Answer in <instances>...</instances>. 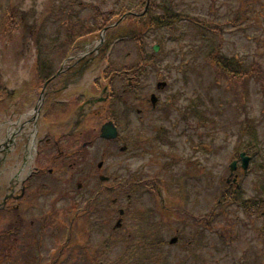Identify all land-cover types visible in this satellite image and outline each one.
I'll use <instances>...</instances> for the list:
<instances>
[{"label":"rangeland","instance_id":"obj_1","mask_svg":"<svg viewBox=\"0 0 264 264\" xmlns=\"http://www.w3.org/2000/svg\"><path fill=\"white\" fill-rule=\"evenodd\" d=\"M130 1L78 0L77 4L82 2L83 6L73 12V17L77 15L76 20H72L66 14L65 17L62 15L61 18H56V21L50 22L51 15L61 8L63 2L69 3L70 0H0V82L11 88L17 85L16 94L20 96L25 92V83H31L28 80L37 78L36 41L28 42V35L23 32V28L16 26L14 29L15 21H11V18H14L15 11L16 22L18 11L21 10L25 23L30 26L37 25L41 39L40 50L43 51L45 41L62 44L68 39L69 31L75 33L82 31L84 23L88 24L95 13L91 5H99L108 11L114 9L119 13L121 5L130 4ZM132 1L138 3L141 0ZM153 1L163 5L174 2L177 10L203 22L202 25H197L190 19L182 20L177 26L179 30L175 32L161 29L146 34L149 47L161 42L163 59L159 64V70L161 69L163 76L158 75L156 69L153 70L154 80L149 78L150 85L145 93L149 94L152 89L154 90L156 79L166 80L169 83L167 89L157 93L161 97V103L157 108L164 110L167 100L171 102L172 107L160 119H146L144 116V120L141 121L136 111L128 113L129 123L125 121L121 123L118 120L122 135L120 140L115 141L113 146L102 145L103 143L97 140L98 143L83 150H86V156L70 169L73 172L78 171L73 180L70 170L64 172L63 188L57 197L48 198L47 201H57L58 204L48 207V203H45V208L50 217L53 216V221L50 220L51 228L43 231L45 236L43 240L45 248L41 252L45 255L43 264H49V261L56 257L54 251L60 245L61 250L64 245L61 257L66 258L65 264H111L124 254H128V247L132 242L143 240L145 236H152L159 228L163 229L164 239H170L177 232L181 235L182 241H179L178 248L168 247L170 248L167 250L168 254L166 253L164 258H158L156 264L165 261L169 264H182L187 257L190 261L185 264H264V214H262L264 211L250 216V211L238 207V203L243 202L240 196L243 200L263 196L260 191L264 189L262 93L255 79L246 81L243 87L235 82V89L232 82L217 79L214 68L206 59L208 52L221 45L223 54L244 61L246 68L255 62L264 69V0ZM243 2L245 5L241 6ZM238 10L246 15L242 17ZM237 20L240 22L235 25ZM61 30L62 34H59ZM84 37V40L76 41L73 49L70 46L66 53L61 47V55H54V70L64 63L63 66L68 67L66 74L71 72L75 67V60L80 55L79 52L83 49L79 46L92 41L90 46L92 47L99 40L94 36L87 37V34ZM136 47L137 45L128 39L116 42L110 49L108 47L104 56L99 55L104 57V60L95 59L84 73L80 87L70 91L71 97L77 91L85 95L79 99L81 105L89 97L93 99L95 97L97 102L95 106H91L89 102L84 106L85 111L96 107V112L92 111L82 122L81 127L84 130L74 135L75 138L80 136L79 142L73 143L75 138L71 135L61 139V142L66 144V147L62 144L65 150L66 148L80 150L82 143L88 141L90 136L100 134V127L107 120L106 117L100 118L107 103L98 102L99 97L104 96L103 89L110 83L107 77L109 70L106 71V67L112 61L117 63L136 60ZM69 56H74L75 59H67ZM240 97L244 109L237 101ZM196 102L199 104L200 117H197L195 122L192 121V124L189 121L187 125L186 117L183 116L184 105ZM247 114L253 117L251 119L256 126L255 135L260 143L259 153L251 160L249 167L251 172L245 174L239 168L233 175L236 179L232 178L226 185L230 174L229 165L235 158L233 155L238 152L237 146L253 138L251 134L242 136L241 121ZM204 118L208 122V129L202 125ZM198 124L200 126L196 128ZM160 127L163 129L160 130ZM157 130L166 135L168 140L173 141V145L169 146L166 143L164 147H158L154 152L151 144L141 143L142 140L128 135V133L134 135L138 131L149 140ZM132 140L135 142L130 150L126 153L120 152L125 142L129 144ZM204 146L206 150L203 149ZM100 161L105 163L102 170L98 169ZM99 171L110 176L112 180L106 184L100 182ZM184 174L191 179L188 177L187 181L186 177L182 178ZM194 175L196 176L193 177ZM237 179V184H232ZM72 181L75 183L74 186ZM187 182L189 185L184 184ZM79 183L82 184L81 190L77 188ZM113 184L119 185L121 192L113 194L114 198L119 197V201L114 203L113 213L110 209L106 225L105 215L92 214V211L94 205L101 201L100 195L96 194L98 188ZM159 189L166 192L163 191V197L167 199L170 209L168 211L170 217L167 218L173 219L172 222L166 220L164 212L160 210L163 204L155 195ZM231 194L238 195L234 198L237 200L236 204L214 220L211 215L222 212L226 203L225 196ZM146 206L149 207L148 210L152 209L153 220H157L158 225L139 226L140 222L131 217L134 210L140 214ZM121 208L129 213L124 218L123 228L115 229ZM186 211L194 216V220L189 222L188 229H184V223L179 220L185 216L183 214ZM32 213L27 215V223L17 235L0 238V264H40L37 261L39 253L36 245L41 232L39 224L43 223L44 215ZM209 218L212 223H209ZM7 219L8 217L0 218V233L6 232L12 225L5 222ZM101 225L103 227L99 229ZM204 225L211 226L213 231L206 229L201 231L200 228ZM96 227L98 231L95 230ZM200 235L205 236L203 238L207 241L211 238L210 249L195 252L194 248L186 247V242L195 236L203 241ZM109 237L111 242L106 243ZM143 244L145 245V242ZM106 248L109 249L105 250ZM202 254L208 258L205 259ZM133 263L134 261L130 262Z\"/></svg>","mask_w":264,"mask_h":264},{"label":"flooded vegetation","instance_id":"obj_2","mask_svg":"<svg viewBox=\"0 0 264 264\" xmlns=\"http://www.w3.org/2000/svg\"><path fill=\"white\" fill-rule=\"evenodd\" d=\"M145 62L144 58L138 64L131 67L128 65L121 71L122 73L130 71L134 75L143 74ZM88 63L89 61L84 63L83 68ZM79 69L78 64H75L73 71L67 74V70L65 71L66 75L62 80L61 76L54 81L40 79V83L27 88V93L22 98L17 100L16 95L13 94L8 103L2 106L4 109L3 114L0 115H3L0 118V211H9L15 219L22 213L46 211L48 192L57 191L58 175L57 166L54 165L56 158L53 150L60 151L63 148L61 147V112L64 116L63 123L69 126L64 134H74L82 117L79 113L80 105L74 102L71 104V94L66 97V92L71 91L81 79L76 77ZM128 82L130 85L133 84L132 79ZM11 90L14 92L15 87ZM61 91L65 92L64 98H61ZM41 97H43L42 101H40ZM64 101L70 103H62ZM22 113L24 115H21ZM53 113L60 116V120L58 118L49 121L48 117ZM69 113L71 114L66 117ZM88 116L85 114L84 119ZM90 143L92 144V141ZM8 163H12V166ZM16 167L19 168L20 173L15 171L11 174ZM29 170L31 173L26 176L24 172ZM8 175H11V180L6 184ZM21 182L24 186L16 192V187ZM17 222L19 223L18 220ZM30 224L35 225L32 222ZM44 227L46 223L40 222L39 230Z\"/></svg>","mask_w":264,"mask_h":264},{"label":"trees","instance_id":"obj_3","mask_svg":"<svg viewBox=\"0 0 264 264\" xmlns=\"http://www.w3.org/2000/svg\"><path fill=\"white\" fill-rule=\"evenodd\" d=\"M156 8L157 7L155 6H150L147 12V17L145 19H142L146 28H149L151 26H166L167 28L174 29L176 23H178L181 18H188L187 15L178 12L177 9H175L174 4L165 8V14L161 16L155 15L158 17H153L151 15ZM209 61L213 63L217 75H225L231 80L233 78H237L239 82L242 83V85L245 84V82L251 76H254L255 81L262 93L264 102V69H261L260 65H256L255 68L252 66L250 70L242 69V67L237 61H235V59H227L224 56L220 55L217 51H214L210 54ZM233 71H235L236 74H234ZM241 98L242 97L238 98L237 101L244 109L245 106L243 105L244 103H242ZM192 108L196 109L197 106L192 103ZM251 118L253 117L247 114L243 116V119L241 121L242 136H247L248 134H251V136H253L251 141L246 143L244 149L251 154L254 153L255 155H257V153H259L260 143L258 142L255 135L256 126L253 124V120ZM111 264H127V262H123V257H121L120 259L113 261ZM136 264L139 263L136 262Z\"/></svg>","mask_w":264,"mask_h":264},{"label":"water","instance_id":"obj_4","mask_svg":"<svg viewBox=\"0 0 264 264\" xmlns=\"http://www.w3.org/2000/svg\"><path fill=\"white\" fill-rule=\"evenodd\" d=\"M102 135L107 138H113L117 135V132H116L115 127L110 123L103 127ZM242 157H244V154H242ZM247 160L248 158L245 159V164H244L245 167L247 166Z\"/></svg>","mask_w":264,"mask_h":264}]
</instances>
